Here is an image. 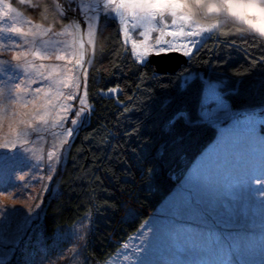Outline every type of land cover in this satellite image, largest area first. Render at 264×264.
<instances>
[{"label":"trees","instance_id":"obj_1","mask_svg":"<svg viewBox=\"0 0 264 264\" xmlns=\"http://www.w3.org/2000/svg\"><path fill=\"white\" fill-rule=\"evenodd\" d=\"M10 2L23 16L55 30L70 21L53 0ZM213 82L233 112L255 109L264 117V36L223 20L186 65L160 73L151 59L136 61L118 21L101 17L86 79L90 111L69 143L56 192L45 201L43 230L52 233L89 216L85 253L104 264L167 198L218 131L247 130L239 117L195 127L178 122L168 129L177 111L195 112L202 98L213 99L207 91ZM256 132L264 134V122Z\"/></svg>","mask_w":264,"mask_h":264},{"label":"rangeland","instance_id":"obj_2","mask_svg":"<svg viewBox=\"0 0 264 264\" xmlns=\"http://www.w3.org/2000/svg\"><path fill=\"white\" fill-rule=\"evenodd\" d=\"M53 1L70 19L60 30L23 16L7 0L22 20L49 29V35L44 39L60 41L66 55L68 51L81 50L79 40L83 39L85 43L78 73H66L69 76L78 74L80 78L79 88L72 89L77 98L70 102L73 111L64 125L73 129L72 135L65 137L63 129L50 128L30 133V143L24 146L31 150L28 153L30 159L0 168V261L3 264H97L91 262L85 253L89 216L71 226L47 233L43 230V211L48 196L57 190V173L65 161L69 143L90 111L86 79L97 30L92 37L93 42L88 44V24L81 15V9L89 17L96 16L98 26L104 14H97L87 7L93 0ZM223 20L224 17H220V22ZM196 22L207 26L213 22V16L202 13ZM74 24L78 25V29L74 30ZM243 25L250 32L259 34L248 25ZM18 26L25 30L28 27L27 24ZM69 45L72 47L68 48ZM128 45L131 47L130 43ZM6 58L10 59L11 53H7ZM77 58L73 55L70 61L53 58L44 61L35 59L33 62L38 65L67 64L68 68H74ZM28 59L33 60L31 56ZM42 71L46 76V70ZM33 80L31 88L41 87L42 97L46 86L35 76ZM80 96L85 97L84 105L80 103ZM82 107L84 115L78 118L76 125H72L71 117ZM0 123L3 125L0 133H7L8 120ZM261 137H264L263 133L240 129L218 131L167 198L104 264H134L132 253L149 236H152V248L146 259L153 264H216L228 258L223 249L233 245H238L245 253L243 259L247 264H261L264 261V197L253 194L240 178L246 171L251 174L253 168L257 174L261 171L259 163L264 156V139ZM50 152L55 153L52 159H49ZM35 156H39L40 160L36 161ZM33 164L39 166L33 167ZM251 186L260 187L255 179L251 181Z\"/></svg>","mask_w":264,"mask_h":264},{"label":"snow or ice","instance_id":"obj_3","mask_svg":"<svg viewBox=\"0 0 264 264\" xmlns=\"http://www.w3.org/2000/svg\"><path fill=\"white\" fill-rule=\"evenodd\" d=\"M87 7L97 14L103 13L106 21H118L124 43L131 44V53L141 64L147 63L150 55L166 51L191 56L202 40L210 36L218 26L220 17H224L225 21L238 20L264 35V0H93ZM202 13L212 14L213 22L207 26L198 24L196 20ZM81 15L88 24L87 43L91 44L98 27L97 17H89L83 9ZM20 24H27V30L19 27ZM76 29L78 25L74 24V30ZM49 31L42 25L22 20L7 0L0 2V122L7 119L9 129L7 133H0V149L4 150L0 151V168L30 159L28 153L31 150L24 147L30 143V133L50 128L63 129L65 137L72 135L73 129L64 125L69 119V113L73 111L70 102L77 98L72 89L79 88L80 78L78 74L69 76L66 73H78L84 58L85 41H78L81 49L79 52L68 51L66 55V49L61 47L60 41L44 39ZM7 53H11L10 59L6 58ZM73 55L78 57L74 68H68L67 64L38 65L33 62L35 59L44 61L53 58L70 61ZM29 56L33 60H29ZM42 70H46V76ZM33 76L46 86L42 97L41 87L31 88L35 82ZM110 91L115 92L116 89ZM207 91L213 97L212 100L202 98L199 109L195 112L177 111L168 120V129H174L178 122L195 127L200 123L215 122L221 117H239L238 122L243 123L250 133H255L257 125L264 122V117H260L255 109L233 112L224 101L220 84L210 83ZM79 99L81 105H84L85 97L80 96ZM84 113L83 107L75 111V115L71 117L72 125H76L78 118ZM2 126L0 123V128ZM54 155V152H50L49 159ZM35 160L39 161L40 157L35 156ZM37 166L39 165L33 164V167ZM259 168L261 171L258 174L253 168L251 174L246 171L240 178L253 194L264 197V179L260 178L264 177V156ZM253 179L260 185L259 188H252ZM216 243L219 244L220 241L217 240ZM151 248L152 236H149L132 253L134 264H153L146 259ZM223 251L228 258L216 264H247L243 259L245 253L240 251L238 245L224 248ZM0 264L3 262L0 261Z\"/></svg>","mask_w":264,"mask_h":264},{"label":"water","instance_id":"obj_4","mask_svg":"<svg viewBox=\"0 0 264 264\" xmlns=\"http://www.w3.org/2000/svg\"><path fill=\"white\" fill-rule=\"evenodd\" d=\"M151 62L155 65L160 73L177 72L183 65L188 62V57L180 52L171 51L153 55Z\"/></svg>","mask_w":264,"mask_h":264}]
</instances>
